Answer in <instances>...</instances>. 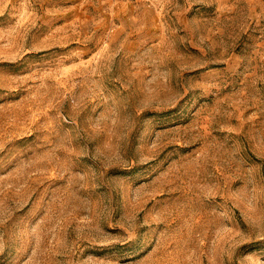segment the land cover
<instances>
[{
    "label": "rangeland",
    "instance_id": "374dc122",
    "mask_svg": "<svg viewBox=\"0 0 264 264\" xmlns=\"http://www.w3.org/2000/svg\"><path fill=\"white\" fill-rule=\"evenodd\" d=\"M0 264H264V0H0Z\"/></svg>",
    "mask_w": 264,
    "mask_h": 264
}]
</instances>
